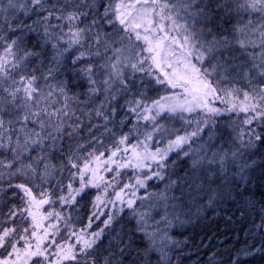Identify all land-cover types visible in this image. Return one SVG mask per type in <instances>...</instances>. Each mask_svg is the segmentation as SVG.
Returning <instances> with one entry per match:
<instances>
[{"label":"snow or ice","instance_id":"1","mask_svg":"<svg viewBox=\"0 0 264 264\" xmlns=\"http://www.w3.org/2000/svg\"><path fill=\"white\" fill-rule=\"evenodd\" d=\"M264 0H0V264H179L246 222L264 259Z\"/></svg>","mask_w":264,"mask_h":264},{"label":"trees","instance_id":"2","mask_svg":"<svg viewBox=\"0 0 264 264\" xmlns=\"http://www.w3.org/2000/svg\"><path fill=\"white\" fill-rule=\"evenodd\" d=\"M256 198L264 193V183L254 188ZM247 231L236 208L229 205L223 209H208L199 218L193 217L190 223L174 230L175 238L182 244L179 264H230L234 249L243 246ZM251 264H264L259 257Z\"/></svg>","mask_w":264,"mask_h":264}]
</instances>
